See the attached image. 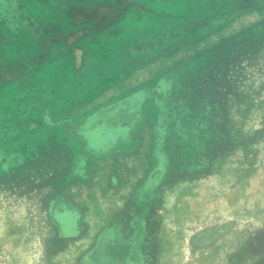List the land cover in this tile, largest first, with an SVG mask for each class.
I'll return each mask as SVG.
<instances>
[{"label": "rangeland", "instance_id": "rangeland-1", "mask_svg": "<svg viewBox=\"0 0 264 264\" xmlns=\"http://www.w3.org/2000/svg\"><path fill=\"white\" fill-rule=\"evenodd\" d=\"M66 1L78 3L72 22L101 14L80 8L96 0ZM138 2L156 12L176 9L157 0ZM61 3L0 0V66L11 68L25 47L35 51L31 55L38 52L30 26L50 14L54 25L62 23ZM66 19L62 28L76 34ZM162 22L170 21L133 9L107 31L113 40L92 35L58 48L47 65L0 87V264H98L94 249L112 213L142 217L139 264H264V28L234 42L264 22V8L144 58H128L118 39L147 36ZM227 41L232 43L225 46ZM220 44L223 50L216 49ZM157 83L167 86L168 99L157 90L152 100L166 104L167 114L142 98L143 110L133 101L106 104ZM66 99L70 104L64 106ZM87 110H99L93 128H114L113 137L122 142L109 155L92 159L86 178L69 172L64 191L58 183L64 175L58 119L65 111L77 117ZM163 113L174 146L158 156L170 160L169 174L160 175L152 207L140 210L131 198L154 164L149 150ZM180 133L190 140L181 150ZM66 168L67 173L71 166ZM60 190L76 206L73 222L63 225L55 212Z\"/></svg>", "mask_w": 264, "mask_h": 264}, {"label": "trees", "instance_id": "trees-1", "mask_svg": "<svg viewBox=\"0 0 264 264\" xmlns=\"http://www.w3.org/2000/svg\"><path fill=\"white\" fill-rule=\"evenodd\" d=\"M91 1L93 0H90V2ZM61 2L66 5V18L68 19L71 27H76L74 32L77 33L72 35L70 32L73 31L65 30L61 26H56L53 24L33 23V26L31 25L30 27L31 29L34 28V35L38 37L35 40L36 43H38V52L35 55H31L28 54L25 49H23L21 58L24 57L28 59L27 61L25 60L22 62L23 59L21 60V58L18 57L16 61L8 64L12 65L9 69H5L6 67L1 65L0 87L3 85V83L11 82L16 77L23 78V76H26L29 71L34 70L36 67L47 65L50 61L48 60L50 58V50L55 47L79 44V42H83V38L87 37L89 39V37L92 35L104 39V42L113 40L112 37L108 36L107 31L114 26L122 24L125 17H127L130 11L133 9L138 8L141 11L150 12L156 17H164L166 18V21H170L171 23L162 22L155 31H152L147 36H133L130 39L126 36L118 39L119 42L126 45V49L128 50V58L134 56V54L138 55L139 58H144L145 55H151L153 52L160 51L163 48L175 45L178 41L189 35L198 34L200 32L205 34V32L209 31L210 29H214L216 27L218 28L224 24H227L248 11L264 8V0H157L159 5L167 6L169 9L171 7L174 9L176 8L171 13V11L156 12L155 10L149 9L147 3L143 5L142 3L138 2V0H96V2L87 5L88 7L82 5L80 8H95L99 10L101 14L92 16L91 18H84L80 21L82 23H77L76 21L79 18L76 17V19H74L72 22L74 15L71 13L73 8L78 7V3L68 2L66 0H61ZM27 20L29 19L27 18ZM27 22L28 21H26V23ZM41 28L44 30L40 32ZM258 28L263 29L264 22L259 24L258 27L252 28L249 32L235 37L234 42L244 38L246 39L255 37L254 31L258 30ZM42 41H48L49 45L47 48H44L45 45L43 46V44H41ZM230 43H232V41L225 42V46L226 44L229 45ZM222 45H218L216 49L223 50V48H221ZM82 47L85 48V46ZM127 57L126 59H128ZM123 64L124 60L123 62H120L119 66L116 68H122ZM88 70L89 72L91 71L90 69ZM100 80L101 79L99 78L95 79V81ZM68 104H70V101L66 99L64 101V106H67ZM58 121H60V119H58ZM42 128H44V124L42 125Z\"/></svg>", "mask_w": 264, "mask_h": 264}, {"label": "flooded vegetation", "instance_id": "flooded-vegetation-1", "mask_svg": "<svg viewBox=\"0 0 264 264\" xmlns=\"http://www.w3.org/2000/svg\"><path fill=\"white\" fill-rule=\"evenodd\" d=\"M158 84L159 83L147 87H140L139 89L131 91L129 95L123 96L117 101H109L106 104H119L126 101H133V103L140 104L141 107L139 106V109L143 110V106L145 105V103L142 104L141 98L153 101L152 99L157 97L155 92L157 90H159L161 94H163L165 100L168 99V95L164 94L167 86L165 87V84H162V86H158ZM140 94L142 95L140 96ZM79 98L80 97H75V100L77 101ZM152 103L156 106H161L160 109L163 110L165 114H167L165 111L166 104L163 105L161 104V101L158 100L153 101ZM98 112L99 110H87L85 113L83 112V114L85 115L82 114L81 116L72 117V115H66L67 113L65 111L60 117L57 130L59 131L60 141L64 146V153L62 158L60 159L61 167L64 168V175L60 177L58 183L61 185V188L64 191L66 187H68V183H70V175L68 174L69 172L72 175L86 178L89 170V164L92 162V159L102 158L106 155H109V153H112L113 148L115 147V143L120 144L119 141L122 142V139H119V141L117 142L113 137L112 132L114 131V128L108 129L107 127H92V119ZM165 114L163 116L161 115L162 119H160L161 121L159 120L158 122L162 126L161 130L157 128L158 130H160L159 136L157 135L156 141L152 144L151 149L149 150L154 164L151 168L145 169L144 179L138 185L131 198L132 203H135L140 210L143 209L147 211L148 208L152 207L156 199L155 195L158 193V183L161 180L160 175L164 172L165 178L169 174L168 161L170 160L168 159L167 161H164L158 156H162L161 154L172 151V146H174L170 144V141L168 142V135L170 130L169 127L167 128V124L164 123L166 117ZM139 117H135V119H139ZM174 125L181 127V125L178 124V121L175 122ZM181 129L183 128L181 127ZM130 131L131 129H127L126 135L127 133H130ZM176 132L179 133L180 128H178L177 131H174V135H176ZM193 132L195 131L192 130V135H194ZM179 136L181 137H179L181 142L176 146L181 150L184 146V143L189 144L188 141L190 140H188V138V141L185 139V133H180ZM187 136L189 135L187 134ZM69 142L71 144H68ZM66 146H72L75 151L73 150L74 152L70 154V150L72 149H70L69 147L67 149ZM67 165L71 166V171L68 170V172L66 173ZM111 181L112 183H114L113 176H111ZM53 185L55 187L58 184L54 183ZM64 191L60 190L61 197H59L57 201L58 205L55 206V212L57 214L59 222L62 225L65 224L67 220L71 221L74 219L72 210H74V208L76 207L75 205H73L74 203L67 199V194ZM65 214L67 215L65 216ZM123 214L124 213H122L121 217L115 218V215H113L112 213L109 219V223L103 228V234L99 237L94 249L96 260L98 259V264H100V262H105L106 264H131L132 262L139 264L142 262L140 252L143 240V232L146 230V226L139 221L140 219H142V217H139L138 219H131V217H127V215ZM63 216H65L66 218V220L64 219V221ZM127 220H133V222L128 224L122 223V221ZM72 222L73 221H71V223ZM65 229H68V226H66Z\"/></svg>", "mask_w": 264, "mask_h": 264}, {"label": "crops", "instance_id": "crops-1", "mask_svg": "<svg viewBox=\"0 0 264 264\" xmlns=\"http://www.w3.org/2000/svg\"><path fill=\"white\" fill-rule=\"evenodd\" d=\"M63 5H64V6H62L63 10H62L61 6H60V9H58V10H59V11H58V12H59L58 14L64 15V16H63L64 18L61 19V20H62V21H61L62 23H64V20L66 19V15H67V14H66V5H65V4H63ZM55 11H56V10H55ZM54 14H55V13H54ZM56 14H57V13H56ZM58 14H57V15H58ZM28 15H29V14H28ZM29 16H30V15H29ZM50 17H51V14L48 16V19L43 20L42 23H43V24H53V25H54V23L51 21L52 18L50 19ZM60 17H62V16H60ZM66 20H67V19H66ZM26 21H28V20H26ZM67 21H68V20H67ZM62 23H59V24L56 25V26H61V27H62V26H63ZM27 24H28V23H27ZM24 27H25V26H24ZM25 28H26V27H25ZM64 28H65V27H64ZM26 29H27V28H26ZM34 32H35V31H34ZM31 35L33 36V39L30 38V40H31V43L34 44L35 42L32 41V40H35V39L38 38V37L35 36L34 34H31ZM34 45H35V44H34ZM63 47H64V49L66 48L65 46H59V47H55V48L51 49V50H50V57H51L52 55L55 54V53H54L55 50H57L58 48H63ZM25 48H26V49H25ZM25 48H24V49H25V51H27L28 54H30V53L33 54V53L35 52V51H34V52H31V49H28L27 47H25ZM36 49L38 50V48H36ZM58 50H60V49H58ZM49 62H50V61H49ZM111 101H112V100H111Z\"/></svg>", "mask_w": 264, "mask_h": 264}]
</instances>
